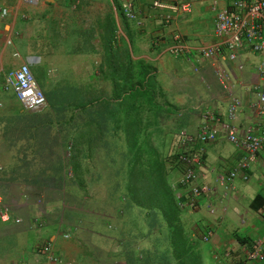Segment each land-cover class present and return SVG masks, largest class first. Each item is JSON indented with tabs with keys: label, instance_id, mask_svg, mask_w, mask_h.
I'll list each match as a JSON object with an SVG mask.
<instances>
[{
	"label": "trees",
	"instance_id": "1",
	"mask_svg": "<svg viewBox=\"0 0 264 264\" xmlns=\"http://www.w3.org/2000/svg\"><path fill=\"white\" fill-rule=\"evenodd\" d=\"M123 18L122 15L128 42L117 36L114 22L109 17L101 25L99 35L101 62L97 70L98 79L109 82L108 94L93 86H77L67 76L50 87L43 80V72L34 69L33 73L43 88L48 106L40 112L16 108L9 109L12 113L7 109L9 115L1 113V130L5 140L2 145L7 148V154L1 160L6 165L0 168V197L3 203L9 204L10 197L15 196L17 189H20L18 186L32 188L27 192H18L19 197H27V193L33 192L37 196L47 191L46 188L53 187L55 190L60 185L63 181L62 161L44 159L46 155H43L42 150L44 146L48 151L54 149L52 130L56 124L63 123L66 127H63L66 141L62 147L69 140L72 141L71 167L81 183L84 177L80 173L82 168L79 164L82 152H89L98 146L103 149L107 147L113 151L111 164L114 169L113 162L118 161L115 158L116 151L121 152L123 159L120 162H123L120 176L107 182L109 185L106 186L105 196L96 195L99 201H93L100 202L105 197L111 199L110 206L102 207L107 212L93 208L90 202L80 204L79 193L69 189L66 194L74 198H67L69 204L65 206L66 211L72 207L70 210L73 212L76 206L81 205L87 210L106 215L112 208L114 213L109 215L115 217L116 223H121L119 236L125 264H208L207 257L201 252L205 230L192 226L191 218L184 215L188 208L178 205L169 184V171L174 164L168 162L175 159L179 164V155L186 153V147L180 144L179 128L183 127V120L179 119L175 104L169 102L167 94L161 91L156 79V66L147 59L135 57L140 52L137 46H133L139 22ZM152 41L156 40H151L150 47L158 49V44ZM31 42L30 38L26 41L30 53H40ZM77 117H82L79 124L67 125ZM161 119L169 121L160 122ZM148 127H154L155 132H148ZM75 129L80 130L70 139ZM154 134L158 136L154 139L155 143L150 139ZM172 137L181 148L170 147ZM39 150L42 155L37 154ZM106 162L109 163L108 160ZM95 171L97 179H104L102 167ZM131 174L134 175L136 185L130 179ZM49 196L46 199L51 206H48L53 208L51 211L57 216L60 212L59 202L49 199ZM90 197L87 196V199ZM81 198L85 199L83 195ZM76 199L79 201L76 202ZM263 203L264 198L259 194L252 200L255 209H259ZM9 212L14 217L12 220H0V264H10L24 246V243L18 245L12 235L16 232L17 218L11 207ZM41 219L44 224L47 222L45 216ZM228 260H231V251L222 263L217 260L218 263H214L228 264Z\"/></svg>",
	"mask_w": 264,
	"mask_h": 264
},
{
	"label": "crops",
	"instance_id": "2",
	"mask_svg": "<svg viewBox=\"0 0 264 264\" xmlns=\"http://www.w3.org/2000/svg\"><path fill=\"white\" fill-rule=\"evenodd\" d=\"M150 1L136 0L135 2V7L142 11L138 17L140 25L135 29L137 35L134 37L135 45L133 46H137L140 50L135 54V57L150 61L161 58L166 60L165 56H170L176 61L170 59L171 62L162 68L166 77H170V81L172 80L173 85H179V88H177L178 93L173 91L171 96L167 92L169 96L167 99L175 104L177 108H181L183 105L190 107L189 111L182 110L183 112L180 115H185L183 117L186 119V124L194 132L205 124H209L217 130L215 140L205 144H197L193 147V149H203L201 164L198 166L203 174L201 182H206L217 188L214 182L215 176L218 173L227 172L236 165L240 150L225 139L220 130L219 122L204 117L203 112L209 110L220 121L233 124L240 134L249 124L264 122V117L257 116L247 106H244L237 117L230 120L226 112L227 96L218 83L214 73V65L194 54V47L213 40L215 15L210 10V0H177L178 2L188 1L191 4V10L175 16L171 14L168 22L164 18L168 11L151 8ZM78 2V0H44V2L33 8H25L26 11L30 8L32 12L36 11V13L32 18L31 36L24 38H30L33 48L36 46V49L38 48V51H41L33 54L38 56L39 61L37 65H31V69L43 72V80L46 81V85H48V77H51L49 73L53 70L52 63L59 58L63 60L66 55L72 54V39L77 34L73 31H77L78 28L81 34L89 35L90 39L93 42L95 41V51H90L84 44L85 46L81 47H84L85 50L78 51L82 54H98L96 51L98 46L100 47L101 25L105 23L107 17L111 21L113 20L117 36L128 42L123 27L122 13L115 7V0H83L84 6L79 9L82 15H79V11L74 12ZM227 4L228 0L220 1V7ZM11 8H9V11ZM22 11H24L22 8L17 9L15 7L13 12L10 11L8 17L3 19L0 16V20L3 22L2 29H0V82L3 71L24 63L29 56L17 50L15 43H13V37H15L18 26L22 22L20 18ZM80 27L84 28L81 29ZM175 32H179L184 43L190 47L189 51L183 52L179 56H173L166 50V46L171 44ZM22 37L21 34L20 38L23 39ZM8 38L11 39L12 45H7L9 44L7 43ZM142 38L148 40L147 48L140 49L143 45L140 41ZM153 39L160 40L157 45L159 46L158 49L150 47ZM188 55L196 63V69L191 64ZM257 56H259L258 62L264 60V54L255 53L244 47L238 51L237 60L229 62L227 65L236 81L237 92L245 99V103L255 97L254 92L249 89V85L262 83L258 74ZM135 57L133 56V58ZM99 61L101 62V54ZM158 65L161 66L159 63ZM224 65L226 67V64ZM97 67L95 69L96 75H91L96 80L98 79ZM159 67L157 70H159ZM59 75L57 80L62 77L66 78V75ZM167 83L166 81L165 90L169 87ZM16 108L22 110L14 93L4 90L0 85V115L1 113L9 115L7 109ZM10 113L12 112L10 111ZM1 129L2 123L0 120V168L6 165L1 160L7 154V148L2 145L5 140ZM257 194L264 198V150L258 153L257 159L251 167L249 178L243 180L237 177L234 188L227 198H221L217 188L213 194L201 199L196 208L187 209L188 212L184 215L191 218L193 227H197L199 230L211 227L215 231L209 242L202 243L208 264H215L216 260L212 256L214 257L217 250L231 251V260H228V264H238L239 262L243 264L242 246L248 245L252 239L264 233V203L259 209H255L252 205V200ZM31 196L38 197L32 192L27 193V197L20 196V198L29 199ZM210 201L214 202L217 207L214 215L209 214L207 210ZM46 205L45 214L47 215L45 218L48 220L45 223L46 225L44 224V227L36 230L37 232L29 233L27 242L24 243V246L11 260L10 264H125L121 254L122 249L120 251L115 248L117 244L119 245L118 248H122L120 236L115 233V231L119 232L121 229V223L115 225V217L109 215V213H114L112 208L108 210L106 215L103 212H94L84 207H81V210H85L86 213L84 211L79 212L80 216L77 214L80 210L75 209V212H72L70 210L72 207L64 212L60 210L63 213V219L66 217L65 221L63 220L64 225H61V212L56 216L51 211L53 208L49 207L51 204L46 203ZM7 206L10 207V204ZM21 207H19V210ZM12 210L18 214V208ZM97 210L107 212L104 208H97ZM71 214L82 218L70 219ZM86 214L91 215L87 216ZM241 218L243 222H241ZM63 231H70V237H63ZM46 243L51 246L49 254L55 256L56 260H49L48 253L38 252L40 247H43ZM257 264H264V259Z\"/></svg>",
	"mask_w": 264,
	"mask_h": 264
},
{
	"label": "built area",
	"instance_id": "3",
	"mask_svg": "<svg viewBox=\"0 0 264 264\" xmlns=\"http://www.w3.org/2000/svg\"><path fill=\"white\" fill-rule=\"evenodd\" d=\"M221 0H210V10L214 13L213 40L193 48L195 55L214 65V73L217 77L221 89L227 96V117L234 120L241 108L247 106L257 116L264 117V60L258 65V74L262 83L249 85V89L254 92L255 97L245 103V99L237 92V84L233 78L231 70L227 67L229 62L237 60L238 51L244 47L255 53L264 54V0H228V4L220 7ZM44 0H18L17 9L37 6ZM136 0H115L114 5L120 10L124 18L130 21H138L142 13L135 7ZM150 7L154 9L167 10L164 16L168 22L172 15L187 13L191 10L188 1L178 2L177 0H151ZM10 15L7 7L0 9V16L6 18ZM21 19H26L27 15L23 11L20 13ZM7 43L12 41L8 38ZM159 43V39L155 44ZM166 50L173 56H179L183 52L190 50L181 34L175 32L172 42L166 46ZM191 55V54H190ZM188 55L191 64L196 69V63ZM28 57L27 60L17 67L9 68L2 72L1 87L4 90H11L19 101L22 109L30 112H40L48 106L46 97L41 90L37 79L31 69V65L37 63L38 58ZM226 64V67L225 65ZM203 116L218 121L220 130L226 140L234 144L240 150V155L235 166L224 173H218L214 182L219 189V196L227 198L231 194L237 177L247 180L253 163L256 161L258 153L264 150V122L249 124L240 134L238 129L231 123L220 121L209 110L203 112ZM217 130L208 125H202L196 132H181L182 146L186 147V153L179 155L182 166V174L179 178L180 189L176 188L177 203L181 208H196L200 200L213 194L217 188L206 182L202 183V172L198 169L201 164V148L193 149L197 144H205L213 141L217 137ZM64 206V205H63ZM208 213L214 215L217 207L214 202L207 205ZM14 217L9 212V207L0 203V220L9 221ZM39 219L36 223H44ZM243 222V219H240ZM19 222L20 219H15ZM35 226V225H34ZM215 231L213 228H206L202 240L209 242ZM63 237L69 238L70 231H63ZM51 246L46 243L41 246L40 253H48L49 260H56L50 253ZM243 264H257L264 259V233L255 237L248 245L242 246ZM215 259L222 263L229 257L228 251L217 250Z\"/></svg>",
	"mask_w": 264,
	"mask_h": 264
},
{
	"label": "rangeland",
	"instance_id": "4",
	"mask_svg": "<svg viewBox=\"0 0 264 264\" xmlns=\"http://www.w3.org/2000/svg\"><path fill=\"white\" fill-rule=\"evenodd\" d=\"M78 1H79L78 6L76 8H74V10H75L74 12L79 11V9L82 6H84L83 0H78ZM17 2H18V0H0V9L2 7H7L8 9L10 7H12L13 9L11 8L10 11L13 12L14 8L17 6ZM33 7H35V6H33ZM33 7H31V8H33ZM22 10H24L23 12L26 13L27 18L21 19L23 24L21 25L22 22L19 24L18 30H17V31H19V33H16L15 37H13V41H14L13 43H15L17 50L22 51V52L28 54L29 56H32L33 53H30V51H29V44L26 43V41L28 39H26V38L28 36H31V27L33 24L32 18H33V15H35L36 11L32 12L30 8L27 9V11L25 10V8H22ZM79 15H82V13L80 12ZM2 26H3V22H1V20H0V29H2ZM80 28L83 29L84 27H80ZM73 33H77L74 35L77 38L74 39L75 38L74 37L72 39V44H71L72 54L66 55L63 58V60L61 58H59V59H57L56 62L54 61L52 63V69L53 70L51 73H49L51 77H48L49 78L48 85L51 87V85H53V83L58 84L57 83L58 76H60L59 74H62V75H66L67 77H69L70 78L69 80L73 84H76L77 86H84V87L93 86V87L97 88L98 90L100 89V90L105 91L106 94H108L109 90H110L109 82L104 80V79H97L96 80L93 77H91V75H93V76L96 75L95 69L97 66H99V63H100V61H99L100 60L99 46H98V50L96 51V52H98V54L97 53H91L93 56L88 55V54H82L78 51L79 50H85L84 47H81V46H85L84 44H86L87 48L90 51H92V50L95 51V41L93 42L90 39L89 35L81 34L79 32V28L77 31H73ZM21 34L23 36L22 37L23 39L20 38ZM24 37H26V38H24ZM140 41H142V44H143L142 48H140V49L148 47L147 46L148 40L146 38H142ZM13 43L7 44V45H12ZM165 57L167 58L166 60L161 58L158 60L152 59L150 61L152 63L154 62L153 64L156 66V68L159 67L158 63L161 65L159 67V70H157V73H156L157 82H158L159 87H160L162 92H164L166 94H168L167 92H169L172 96L173 91L178 93L177 88H179L178 87L179 85H177V86L173 85L172 80L170 81V77H168V78L166 77V74L164 73V71H162L163 70L162 68H164L167 63L171 62V61H169L170 59L173 60L174 62H176V61L174 60L173 57H170V56H165ZM258 58H259V56H257L256 63L259 60ZM64 59H66V60L64 61ZM155 61L157 62L156 64H155ZM259 63L260 62H258V64ZM37 64H38V62L34 63L32 65H37ZM98 70H99V68H98ZM166 81L168 82L167 86H169L167 90H165V88H164ZM39 86H40L41 90L43 91V88L41 87V85H39ZM50 87H47V88H50ZM9 91H11V90H9ZM5 92H8V91H5ZM166 96L169 97L168 95H166ZM161 101H163V99H161ZM185 109L189 111L190 107H187V105L186 106L183 105V106H181V108L178 107V111H177L178 117H180L179 119L183 120V127L181 126L179 128L180 132H183V131L194 132L189 127V125L186 124V119H185V117H183L185 115H182V114H181L182 116L180 115V113L183 112L182 110H185ZM25 111H27V110H25ZM28 112H30V111H28ZM184 112H186V111H184ZM79 120L81 121L82 117H81V119L79 117L75 118L71 123H67V125L71 126L72 124H79V122H80ZM164 120H167V119H161L160 122H162ZM168 121L169 120H167V122ZM59 124L60 125L56 124L54 126L55 128L52 130V133L54 134V138H55L53 145H52V146H54V147H52L54 149H52L51 151H48L47 149L45 150V146H44V148H43L44 150H42V152H43V155L44 156L46 155V156H45V158H44V156H41V158L42 159L43 158L48 159L51 162L58 161V160L62 161L63 167H62L61 177L63 178V181L60 183V185L58 187H55L56 188L55 190H53L54 189L53 187L46 188L47 191H49V192H47V191L41 192V194L37 195L38 197H34V196L32 197L31 196L29 199L20 198L19 193L27 192V191L31 190L32 188L28 187V186L27 187L18 186L20 189H17L18 191L16 192V195L13 197H10V201H9L10 207L12 209L18 208V214H15V213H13V214L15 215V218L20 219L19 222H15L17 228H16V230H14L16 232L14 234H12V235H14L15 240H16L18 245L27 242L25 240V234L26 233H28V235H29L30 232L32 233L33 231L40 230L42 227H44V225L39 226V224H37L36 222L39 219L43 218V216L47 215V214H45L46 213L45 211L47 209V206H46V203H47L46 198H48L47 195L48 196L50 195L49 199L52 198L55 201L59 202V205H60L59 208H61L60 210L63 212L66 211L65 208L69 204L67 198L68 197L74 198V196L66 194V190L68 191V189L72 190V192H74V193L75 192L79 193L80 201L76 199V202L79 201L80 204H82V203L85 204L87 202H90V204L93 205L92 207L96 208V209L102 208L104 206H110L111 205V199H108V197H105L104 200L100 201V202H93V201H95L97 199L96 195L105 196L104 194H106V191H107L106 186L109 185L108 183L113 180V177H116V178L119 177L120 176L119 174H121V172L123 170V162L120 163L121 159H122L121 154H120L121 152H118V151L115 152L114 151L115 154H117V156L115 158L118 159V161L116 163L113 162L114 167H115V169H114L112 167V164H111V162L113 160V151H109L107 149V147H105L103 149V148H99V146H98L96 148H93L89 152H87V150L86 151L83 150L84 152L81 153V157L79 158V164L82 168L80 173H82V175H84L83 183H81L80 180L75 176V172L73 171V169L71 167L72 162L70 160H71L72 147H73L72 141L69 140V142L65 143V145L62 147V144H64V142L66 141V139L64 137L65 131L63 130V127L65 129H66V127L63 126L64 125L63 123H59ZM79 126L81 128V125H79ZM177 127H178V125H177ZM148 128L150 130L148 132H151V133L155 132V130L153 129L154 127H148ZM164 128H165V126H164ZM78 130H80V129H75V131H74L75 133H73V131H72V135L69 138L72 139L73 136H75V134L78 133L77 132ZM82 131H83V129H82ZM154 135H152L150 137V139L153 140V142L155 143L154 139L155 138L157 139L158 136H157V134H154ZM172 139H173V137H172ZM180 144L182 145V143H180ZM55 146L57 148H55ZM84 146L85 145H83V147ZM171 146H173V148H177L178 146L180 147V145H179L178 141H176V139H173L171 141L170 147ZM125 149H126V147H125ZM37 154L42 155L40 150ZM106 160H108L110 164L108 162H106ZM168 163L174 164L173 165L174 167L171 168L169 171L170 172L169 173V175H170L169 184H170V186L174 192V195L176 197V191L175 190L180 185V183H178V182H179V178L181 177V174H182V166L183 165L181 164L180 161H179V164H181V165H179L175 159H171L170 162H168ZM176 163L178 164L179 167L176 166ZM99 167L100 168L102 167L103 172H105V173H103V176H102V177H104V179H97V172L95 171V169H98ZM118 168H119V170H118ZM130 179H131L133 185H136V184H134L135 179H134L133 174L130 175ZM115 180H117V179H115ZM119 180H120V182H122L121 178H119ZM48 189H50V190H48ZM85 191H87V192H85ZM82 195L85 197V199L81 198ZM87 196H91V197L87 199ZM98 197H100V196H98ZM96 201H99V200H96ZM0 203L5 204V203H3L2 197H0ZM19 204H21V205L18 206ZM5 205H8V204H5ZM19 207H21L20 210H19ZM81 207H83V206H81V205L76 206V208L78 210H80V211H78L79 216L81 215V214H79V212L80 213L83 211L85 212V210H81L82 209ZM78 215L71 214L70 219L82 218V217H78ZM60 217H62V221L60 224L64 225L63 220L65 221L66 217H64V219H63V213L62 212L60 213ZM45 219L47 220V218H45ZM116 224L117 223H115V225ZM34 225L36 228L33 227ZM7 233H9V232H7ZM115 233H117L119 235L121 234L120 232H117V231H115ZM28 235L26 234L27 237H28ZM118 246H119L118 244L115 245V248H117L118 250L121 251L122 248L121 247L118 248ZM201 246H202L201 252L204 253L205 249H203V247H204L203 244Z\"/></svg>",
	"mask_w": 264,
	"mask_h": 264
},
{
	"label": "water",
	"instance_id": "5",
	"mask_svg": "<svg viewBox=\"0 0 264 264\" xmlns=\"http://www.w3.org/2000/svg\"><path fill=\"white\" fill-rule=\"evenodd\" d=\"M47 1H51V0H47ZM30 57L37 58L38 56H34V55H32V56H30Z\"/></svg>",
	"mask_w": 264,
	"mask_h": 264
},
{
	"label": "clouds",
	"instance_id": "6",
	"mask_svg": "<svg viewBox=\"0 0 264 264\" xmlns=\"http://www.w3.org/2000/svg\"><path fill=\"white\" fill-rule=\"evenodd\" d=\"M30 57V56H29ZM38 58V57H37ZM38 60H39V58H38ZM222 252V251H221Z\"/></svg>",
	"mask_w": 264,
	"mask_h": 264
},
{
	"label": "bare ground",
	"instance_id": "7",
	"mask_svg": "<svg viewBox=\"0 0 264 264\" xmlns=\"http://www.w3.org/2000/svg\"><path fill=\"white\" fill-rule=\"evenodd\" d=\"M33 59V58H32Z\"/></svg>",
	"mask_w": 264,
	"mask_h": 264
}]
</instances>
